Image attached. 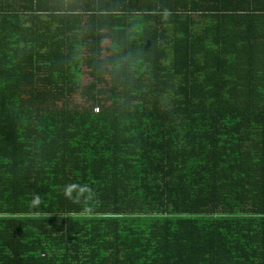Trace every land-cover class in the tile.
<instances>
[{"label": "trees", "instance_id": "trees-1", "mask_svg": "<svg viewBox=\"0 0 264 264\" xmlns=\"http://www.w3.org/2000/svg\"><path fill=\"white\" fill-rule=\"evenodd\" d=\"M0 264H264V0H0Z\"/></svg>", "mask_w": 264, "mask_h": 264}, {"label": "rangeland", "instance_id": "rangeland-1", "mask_svg": "<svg viewBox=\"0 0 264 264\" xmlns=\"http://www.w3.org/2000/svg\"><path fill=\"white\" fill-rule=\"evenodd\" d=\"M88 81H89L88 76H84V78H83V82H84V83H87Z\"/></svg>", "mask_w": 264, "mask_h": 264}, {"label": "clouds", "instance_id": "clouds-1", "mask_svg": "<svg viewBox=\"0 0 264 264\" xmlns=\"http://www.w3.org/2000/svg\"><path fill=\"white\" fill-rule=\"evenodd\" d=\"M95 112H97V108H95V110H94Z\"/></svg>", "mask_w": 264, "mask_h": 264}]
</instances>
